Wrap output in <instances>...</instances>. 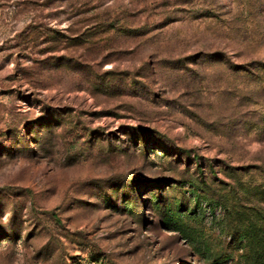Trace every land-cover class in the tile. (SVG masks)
<instances>
[{
  "label": "rangeland",
  "instance_id": "rangeland-1",
  "mask_svg": "<svg viewBox=\"0 0 264 264\" xmlns=\"http://www.w3.org/2000/svg\"><path fill=\"white\" fill-rule=\"evenodd\" d=\"M249 222L264 0H0V264H264Z\"/></svg>",
  "mask_w": 264,
  "mask_h": 264
},
{
  "label": "trees",
  "instance_id": "trees-1",
  "mask_svg": "<svg viewBox=\"0 0 264 264\" xmlns=\"http://www.w3.org/2000/svg\"><path fill=\"white\" fill-rule=\"evenodd\" d=\"M257 227H263L262 223L249 222V224H248V230H250V233L248 234V236L250 237L251 234H253V235H252V237H250V241H249V243H250L249 244L250 249H248L246 251H248V252H250L251 254H254V255L257 254L262 259V256H264V243H263L264 242L263 241V239H264V231L262 232V235L259 236V234L256 233L255 230H254ZM246 237L247 236H243V238H246ZM251 240H252V242H251ZM262 243H263V245L261 246ZM254 245H256V247H254ZM251 246H252V248H251Z\"/></svg>",
  "mask_w": 264,
  "mask_h": 264
}]
</instances>
